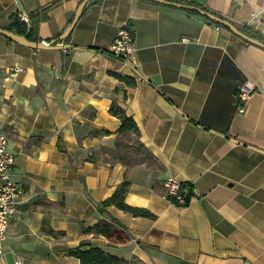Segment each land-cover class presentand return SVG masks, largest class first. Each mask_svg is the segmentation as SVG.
<instances>
[{"label":"crops","instance_id":"0c3cea01","mask_svg":"<svg viewBox=\"0 0 264 264\" xmlns=\"http://www.w3.org/2000/svg\"><path fill=\"white\" fill-rule=\"evenodd\" d=\"M83 1L0 0V27L24 11L40 20L37 41L49 42ZM91 1L61 48L0 34V131L24 189L0 264H82L71 252L84 242L126 264H264V48L157 0ZM207 6L264 39V0ZM126 28L130 63L110 55ZM247 82L257 91L239 113ZM114 103L135 120L159 173L110 160L121 125ZM168 180L192 185L187 206L168 198ZM125 181V202L155 218L101 206ZM101 220L114 225L111 238L86 231Z\"/></svg>","mask_w":264,"mask_h":264},{"label":"trees","instance_id":"16d2710c","mask_svg":"<svg viewBox=\"0 0 264 264\" xmlns=\"http://www.w3.org/2000/svg\"><path fill=\"white\" fill-rule=\"evenodd\" d=\"M93 1V0H92ZM91 1V2H92ZM170 2H176V3H181L187 6H192L199 8L205 12H209L213 15L222 17L220 14L215 13L212 11L208 6H207V0H166ZM188 13L191 14H198L189 8L185 9ZM223 18V17H222ZM31 22L25 23L21 22L19 17L17 16L13 22L9 25L8 30L15 32L16 34L19 35H26L28 34V39L31 41H37V38H35V35L37 33V28L38 24L40 23L39 19H34L33 16H30ZM209 20V19H208ZM212 23H215L211 20H209ZM217 24V23H215ZM220 25V24H217ZM242 31L252 37L253 39L264 43V39L259 36L258 34L254 33L253 31L249 30L248 28L244 27ZM66 37L64 41L67 39ZM58 41H60V36L55 38L54 40H50L49 42H54L56 44ZM110 55H112L110 53ZM120 79L125 81L128 85H135L136 82L134 79H131L129 77H122L119 76ZM110 112L112 115L116 116L117 118L120 119L121 125L119 129L117 130L118 134V140L116 141V146L120 145V137L126 136V135H135L138 136L139 141H140V130L133 119V117L129 116L125 110L124 107L114 103L112 107L110 108ZM106 135H110V132L106 131ZM142 146V142H140ZM121 161V160H118ZM122 162V161H121ZM181 195L184 198V202H180L175 196H172L170 194H167L168 198L175 203L177 206L180 207H185L187 206L193 196L195 195L194 189L191 184L189 183H181ZM130 188V182L125 181L120 186L117 188L115 193L113 194L112 197L109 199L103 201L101 203V206L103 208L110 207V206H116L117 208L123 210L124 212L130 213L134 215L135 217H145V218H155V215L148 211L147 209L144 208H138V207H133L128 205L125 202L126 195L129 192ZM164 189V187H162ZM166 192V190L164 189ZM87 232L89 233H94L97 235H104L107 238H111L112 235L114 234V225L111 222H108L107 220H101L98 224L95 226L86 229ZM91 245L89 243H81L78 248L73 250L71 252V255L76 257L77 259L80 260L82 264H126V261L122 258H119L117 256H114L112 254L107 253L105 250L101 248H93L90 247ZM84 247H89L87 249H82Z\"/></svg>","mask_w":264,"mask_h":264},{"label":"built area","instance_id":"2783aa9c","mask_svg":"<svg viewBox=\"0 0 264 264\" xmlns=\"http://www.w3.org/2000/svg\"><path fill=\"white\" fill-rule=\"evenodd\" d=\"M21 22L30 23V15L20 12L18 15ZM135 36L128 28L123 29L117 35L112 46L111 54L127 63L132 62L135 52ZM20 71L19 68L16 70ZM257 91L252 82H247L238 87L236 91V102L239 113H245L248 103ZM16 165V156L9 151L8 137L0 131V255L4 254V243L6 241L12 221L18 214V206L24 194L23 187L12 179V173ZM181 183L168 180L163 187L167 194L175 196L180 202H184L181 195Z\"/></svg>","mask_w":264,"mask_h":264},{"label":"water","instance_id":"95a60500","mask_svg":"<svg viewBox=\"0 0 264 264\" xmlns=\"http://www.w3.org/2000/svg\"><path fill=\"white\" fill-rule=\"evenodd\" d=\"M89 0H84L82 5L80 6L71 26L64 32L63 35L60 36V40H64L66 37H68V35L70 34V32L72 31V29L74 28V26L76 25L83 9L85 8V6L87 5ZM154 1V0H153ZM158 2H161V3H165V4H168V5H171V6H175V7H178V8H189L190 10L200 14L201 16L217 23V24H220L222 26H225L227 28H229L233 33H235L237 36H239L240 38H242L243 40L251 43V44H256L258 45L259 47H262L264 48V43H261L255 39H253L252 37L246 35L242 30H240L239 28H237L233 23H231L230 21L222 18V17H219V16H216V15H213L209 12H205L199 8H196V7H192V6H187V5H184V4H181V3H176V2H168V1H165V0H157ZM0 34L1 35H4L5 37L9 38L10 40L14 41V42H17L19 44H22L24 46H27V47H31L33 49H58V48H61L60 46L58 45H54V42H47V41H31L28 39V34L26 35H19V34H16L15 32L13 31H10L6 28H1L0 27Z\"/></svg>","mask_w":264,"mask_h":264},{"label":"rangeland","instance_id":"374dc122","mask_svg":"<svg viewBox=\"0 0 264 264\" xmlns=\"http://www.w3.org/2000/svg\"><path fill=\"white\" fill-rule=\"evenodd\" d=\"M119 141V146L105 149V152L110 155V160L114 162L121 160L132 167H143L153 173H159L162 167L151 151L140 144L138 136H121Z\"/></svg>","mask_w":264,"mask_h":264}]
</instances>
